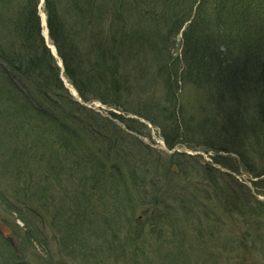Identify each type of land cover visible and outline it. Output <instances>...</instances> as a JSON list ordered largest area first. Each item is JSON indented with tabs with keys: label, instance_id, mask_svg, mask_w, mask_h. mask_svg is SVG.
<instances>
[{
	"label": "trees",
	"instance_id": "obj_1",
	"mask_svg": "<svg viewBox=\"0 0 264 264\" xmlns=\"http://www.w3.org/2000/svg\"><path fill=\"white\" fill-rule=\"evenodd\" d=\"M3 1L11 5L12 11L7 17L16 31V39L7 43L8 49L15 50V55L0 52V59L14 76L22 79L27 88H34L40 97L36 98L32 91L14 87L8 80L19 102L16 107L12 106L13 110L10 108L14 112L3 115L20 125L16 132L30 130L36 133V140L41 145L38 153H32L27 146L20 147L12 161L1 166L15 178L14 194L25 202L21 205L11 203L7 192L1 191L0 200L11 207H7L8 216L0 215L3 221L13 228L10 212L17 213L24 223L22 229L13 228L17 236L19 230H24L25 237L19 238L27 241L26 237H29L30 242L35 241L49 250L48 242L52 239L42 237L31 218L37 214L54 216L60 223L58 227L52 224V229L55 235L57 232L60 235H53L55 240L52 241H63L69 246L68 250L62 249L64 246L58 247L60 253L66 252L70 257L75 252L84 253L85 258H82L86 263L97 264L100 258H109L124 264L128 261L151 264V255L171 263L174 255H163L159 248L163 242L173 241L170 237L175 236L179 226L185 227L180 224L181 220L189 222L184 216V199L196 201L197 198L189 193L179 197L183 193L179 189L176 194L169 195V201L159 194L153 196L156 189L150 180L156 175H148L142 165L150 167L146 163L152 162L154 167L164 166L156 163L162 154H156L155 149L143 145L135 137L134 142L127 145L124 138L129 135L123 129L116 128L113 121L101 123L90 116L89 113H95L93 109L85 108L69 94L60 78L56 59L41 36L38 0H21L19 8L14 7L12 0H0L1 17ZM43 10L49 37L63 63V75L83 102L98 99L103 104L119 107L124 101L114 94L126 81V74L131 73L128 65L135 67L137 59L141 60L147 51L157 65L155 72L164 87V97L156 103L161 101L163 105L159 104L156 112L132 111L160 128L168 148L173 147L177 139L191 140V135L185 133L189 128L177 98L182 84L189 83L207 89L215 98L228 96L238 103L243 101L244 106L239 108L242 111L231 113V117L241 120L244 129L247 128L242 132H250L258 155H264V0H44ZM110 33L114 38H110L113 45L108 47L110 43L107 44L106 38ZM178 35L182 41L181 52L172 57L169 50ZM20 62L25 64V70L21 69ZM96 85L109 90L114 97H108L106 91L95 92ZM148 88L149 83L145 90ZM248 93L254 95L252 105L255 110L248 107ZM36 99L40 105L35 103ZM253 111L251 119L249 112ZM111 114L118 117L134 136L141 134L140 123ZM255 115L259 117L256 128L253 127ZM202 122L213 132H216L215 125L225 128L215 117L214 120L204 118ZM7 134L11 135V131ZM201 141L206 147L231 149L245 171L264 178L263 168L257 172L251 170L247 150L241 142L230 141V138V142H215L207 136H201ZM148 150L157 158L147 153ZM30 153L35 160L29 161L27 166L24 157L29 160ZM167 157L172 161L185 158L180 166L188 162L198 168L202 166L199 169L204 173L205 187L214 189L213 196L219 195L217 191L222 189L215 178L225 175L223 172L210 164L209 167L200 165L197 157L183 153L175 152ZM39 170L41 173L36 174ZM158 170L162 171L161 177L167 174L177 180H182L186 173L183 168L177 173L171 172L169 167ZM48 175L53 182L50 187H46L43 179ZM198 184L202 181L197 180ZM188 185L189 182L184 181L179 187L187 193ZM201 199L203 197H199V201ZM223 202L225 210L231 211V207L226 209L229 207L226 197ZM176 207L180 212L174 216ZM232 211L245 216L246 210L234 207ZM38 228L42 229L41 226ZM163 228L168 230L167 236ZM0 239L9 245L10 239L1 233ZM7 247V255L2 256L4 262L0 259V264H27L26 260L18 259L15 250L9 252L11 247ZM159 253L160 256L154 255ZM51 255L47 254L50 261L57 257Z\"/></svg>",
	"mask_w": 264,
	"mask_h": 264
},
{
	"label": "rangeland",
	"instance_id": "obj_2",
	"mask_svg": "<svg viewBox=\"0 0 264 264\" xmlns=\"http://www.w3.org/2000/svg\"><path fill=\"white\" fill-rule=\"evenodd\" d=\"M12 2L14 7L18 8L20 7L19 5L22 4L21 0H12ZM1 5L3 7V10L2 7L1 10L4 13L2 14V17L0 16V52H5L7 55L11 53L10 55L14 56L15 50L8 49L7 45V43L9 44L15 42L16 39V31L11 24V19L7 17L11 14L9 11H12V8L11 5L8 6L9 3L6 4L4 1ZM38 6L39 5H37V7ZM41 10V8L37 10L38 16L39 14L41 15ZM120 13L121 15L127 14L126 12ZM132 15L134 17L135 14ZM40 22L41 24L44 23V21ZM41 36L44 40L43 33H41ZM110 38H114L112 33H110L109 37L106 38L107 44L110 43L107 45L108 47L113 45ZM173 41L174 42L169 52L172 57H176L179 56V53L181 52V36H176ZM49 42L53 44L50 37ZM147 54L149 53L146 51L141 60L137 59L138 64H136L135 67L133 65V67L128 65L131 68V73L126 74V81L121 84L122 87H120L119 92L114 94L119 97L120 100L123 99L124 101V103H121L119 107L118 105L103 104L98 99H90V101L83 104L85 108L93 109L96 114L94 113L93 115L92 113H89V115L97 118L101 123H106L105 121H113L112 123L116 124V128L118 127L123 129V131L129 135L124 138L127 145L133 143L135 137L143 145H146L147 147L150 146L155 149L156 154L157 152L162 154L161 159L157 160L156 163H160L164 166L154 167L152 162L146 163L148 165L150 164V167L142 165V168L147 170L148 175H156L153 180H150L151 185H153L154 189H156V192L153 194L154 197L159 194L160 197L169 201V195L172 196L173 194H176L177 189H179L183 192L179 195V197H183L184 193L186 195L189 193L192 194L191 197L197 198L196 201H192L191 198L187 197L184 199L186 200L184 216L188 217L187 221L189 222L184 223L185 221L181 220L180 224H183L185 227L179 226V229L175 230V236L170 237L173 241H169V243L163 242L161 244V248H159L163 255L164 253L174 255L172 262H165L162 258L154 259L153 255H151V264H264V203L261 204L264 202L263 176L260 175L258 177H254L252 174L245 171L242 163L238 159V156L232 152L231 149H214V147L211 148L201 145V136H207L215 142H228L229 138L230 141H239L247 150L246 155L248 157L246 158L251 162V170H255L257 172L262 168L264 169V155H258L250 132H242L247 128L244 129L241 120H238L234 116L231 117V113L235 112V114H238V112L242 111L239 108L244 106L243 101L238 103L235 100L230 99L228 96L224 97V99H218V97L215 98V95L211 94L207 89L203 90L189 83L182 84L183 86L177 93V98L180 107H182V112L186 115V118L184 117V119L187 121L189 128L188 132L185 131V133L189 136L191 135V140L186 138H181V140L177 139V143L173 147L168 148L165 144L160 128L148 120L140 117L139 114H135L138 111L144 110H154L156 112L158 105H163V102L159 101V103H156V100H160L164 97V87L161 83V79L155 72L157 65L153 61V57L148 56ZM19 65L22 70H25V64L23 62H20ZM126 69H128V67H126ZM13 73L14 72L10 69V67H8L0 59V193L1 191H6L8 194L6 195L9 197V202L21 205L25 202H23L20 197L19 199L16 194H14L15 191H13V189H15V178L8 174L7 170L3 171L1 166L12 161L13 154L16 155L20 147L27 146L30 150H32V153H38L41 151V145L36 140V133H33L30 130L16 132L17 127H20V125L14 122L11 117L8 119L4 118L3 114L9 112L10 108L13 110V107H16L19 102L16 99L17 97L13 88L8 83V80L11 84L14 83V87H17L22 91H32L36 98L39 99L40 97H38L37 91L34 88H27L23 84V80L14 76ZM147 83H149V88L145 90ZM96 87L97 89H94L95 92L106 91L108 97H114L113 94L109 90H105L104 87L101 88L100 85H96ZM92 96L93 95H89V97ZM247 96L246 102L249 104L248 107L255 110L253 106L254 95L252 93H248ZM31 97L33 98V96ZM112 98H109V100H113ZM37 102L38 101L36 99L35 103ZM40 104L41 103H39V105ZM132 110H136L137 112ZM11 112L14 111H10V113ZM111 113L120 116L122 119L140 123L142 125V129L140 130L141 134L137 137L134 136L130 130L125 128L123 122ZM254 113V111L249 112L251 119H253ZM214 117L217 118L222 127L225 128L215 125L216 132H213L209 130L208 125L205 126L206 123L202 122V119L204 118H212L214 120ZM255 119V125H253L254 128H256L259 124V117L257 115H255ZM6 131H11V135H8ZM14 136L16 138H14ZM16 140H18V142ZM233 146L237 145L233 144ZM215 147L219 146L215 145ZM143 151L146 152V149H143ZM175 152L179 154L183 153L190 157H197V162L200 165L203 164V166H208L210 164L209 166L217 168L220 172H223L225 175L215 178L216 182L222 189H219L221 191H217L219 195L213 196L214 192L212 190L214 189L208 186L205 187L207 182L205 181V176L203 177L202 175L204 173L199 169L202 166L198 168L194 163L188 161L187 165L180 166L181 161H186L185 158H175V161H172L167 157L169 154ZM32 153H30L31 158L29 160H27L26 156L24 157V161L27 166L29 161L35 160L34 157H32ZM84 153L86 154V151H84ZM147 153L154 156V159L157 158L151 150H148ZM165 167H169L171 172L176 173L183 168L186 170V173H183L181 178L182 180H177V178H173L167 174H163V177H161L160 173L162 171L158 169H163ZM190 169L191 172H189ZM38 172H40V170L37 171L36 174H38ZM5 173H7V175ZM216 176H218L217 173ZM50 178H52L51 175L43 178L46 182V187H50L53 184ZM197 180L202 181V184L196 185ZM184 181L189 182V190L186 189L188 191L187 193L179 187ZM222 196L227 198L229 207L226 209L231 207V211L225 210ZM199 197H203V199L199 201ZM175 198L178 199L177 197ZM7 207L11 208L3 204V201L0 200L1 216H4L3 214L7 215V212L9 213ZM234 207L246 210L244 211L245 216H241L236 213V211L233 212L232 210ZM173 212V215L175 216L179 214L180 211L176 207ZM10 213L11 216L9 217L11 219V223L15 225L14 227L20 229L24 228V223L19 219V217H17V213ZM232 215L235 217L228 219V217ZM1 216L0 233L10 239L9 245L5 244V242L0 239V259L2 262H4V258L2 256L7 255V246H10L11 250L9 249V252H13V250H15L17 252L16 256L18 259L26 260L27 264H90V262L86 263L83 259L85 258L84 253H81L80 255L75 252L71 255V257L67 255L66 252L60 253V249H58V247L62 248L64 246L62 249L68 250L69 246L67 244H63V241H60L61 243L58 242L59 240L57 242L52 241L55 240L52 238L53 235H57V237L60 235L58 232L55 235L52 229L53 225L58 227L60 223L56 221L54 216L47 217V215L44 216L37 214L34 218H31L36 230L42 233V237L49 240L52 239L48 242L49 250L40 247L35 241L30 242L31 238L29 237H26L27 241L21 237L19 238L21 235L24 236V230H19V235L17 236V233L13 231L14 227L11 228L6 225ZM40 226L42 229L38 228ZM163 229L166 230V228ZM165 234L166 236L168 235V230H166ZM196 234L201 236L198 237ZM201 238L209 240V242L205 243ZM48 253H51L52 257H55L56 255L57 257L55 258L61 262L54 263L53 260L57 262L55 258L50 261L47 256ZM161 253L154 255L160 256ZM177 260L178 262H175ZM113 262L114 261L109 258L106 260L104 258H100L97 264H124L119 261ZM139 263L142 264V261ZM144 263L146 264V262ZM126 264L132 263L128 261Z\"/></svg>",
	"mask_w": 264,
	"mask_h": 264
},
{
	"label": "bare ground",
	"instance_id": "obj_3",
	"mask_svg": "<svg viewBox=\"0 0 264 264\" xmlns=\"http://www.w3.org/2000/svg\"><path fill=\"white\" fill-rule=\"evenodd\" d=\"M46 31H47V29H46V27L43 25V34H44V36H46ZM51 43L49 42V45H50ZM53 47H55L54 45H53ZM56 51V48L54 49V51H51V49H50V52H53L54 53V55L56 56H58V54H57V51ZM58 62H59V68H62V69H64V67H63V63H62V60L60 61V60H58ZM65 79V78H64ZM65 80H67V79H65ZM67 82H68V80H67ZM69 83V82H68ZM70 85H72L71 83H69ZM71 90L72 91H74L72 88H71ZM77 92V91H76Z\"/></svg>",
	"mask_w": 264,
	"mask_h": 264
},
{
	"label": "water",
	"instance_id": "obj_4",
	"mask_svg": "<svg viewBox=\"0 0 264 264\" xmlns=\"http://www.w3.org/2000/svg\"><path fill=\"white\" fill-rule=\"evenodd\" d=\"M45 40H47V39L45 38ZM54 49H55V48H53V51H54ZM55 52H56V51H55Z\"/></svg>",
	"mask_w": 264,
	"mask_h": 264
}]
</instances>
